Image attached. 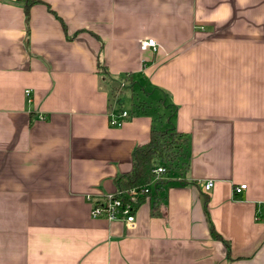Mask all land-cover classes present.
Masks as SVG:
<instances>
[{"label":"crops","instance_id":"obj_1","mask_svg":"<svg viewBox=\"0 0 264 264\" xmlns=\"http://www.w3.org/2000/svg\"><path fill=\"white\" fill-rule=\"evenodd\" d=\"M138 79L188 143L128 227L87 196L154 127L108 122ZM0 264H264V0H0Z\"/></svg>","mask_w":264,"mask_h":264},{"label":"trees","instance_id":"obj_2","mask_svg":"<svg viewBox=\"0 0 264 264\" xmlns=\"http://www.w3.org/2000/svg\"><path fill=\"white\" fill-rule=\"evenodd\" d=\"M24 3V10L27 16L29 7L37 0H22ZM117 87L112 90V100L115 99V92ZM160 100V99H159ZM115 103L120 104V98L118 97ZM148 106L146 101H135L133 104L137 106L136 109L142 106ZM131 112V111H130ZM187 136L183 132L176 131L174 128L169 129H157L152 127L149 132L148 140L139 146L135 147L132 151V167L129 171L122 173L114 178L117 189H127L133 186L146 185L151 182L154 174L152 169L157 165L164 164L165 170L162 176H165L170 171V165L177 161L179 155L184 154V150L187 146ZM159 184L154 183L156 188ZM145 199V196H141L138 199V204ZM207 197L204 199L203 209L206 216V220L209 225V231L212 237L223 240L222 236L216 232L206 208ZM137 204V205H138ZM226 247L229 251V242L225 241Z\"/></svg>","mask_w":264,"mask_h":264},{"label":"built area","instance_id":"obj_3","mask_svg":"<svg viewBox=\"0 0 264 264\" xmlns=\"http://www.w3.org/2000/svg\"><path fill=\"white\" fill-rule=\"evenodd\" d=\"M139 46L143 50L147 48L156 50L158 44L154 39L148 38L139 42ZM124 83L125 81H122L119 87H117L113 103H115L118 97L120 98L121 93L119 94V91L120 89L122 90V86L124 85ZM27 92L28 90H26V93ZM107 116L108 122L111 126L120 127L131 117V112L130 110H127L116 103L115 107L113 106L108 110ZM164 170V164L157 165L155 168H153V179L149 184L146 185L133 186L127 189L116 188L112 192H108L95 197H92V195H88L87 200L91 203V216L95 218H105L108 221H121L128 227L134 225L135 211L137 209L138 199L143 195L147 197L148 194L152 193V190L154 189V183L157 182L156 180L158 178L162 179V173L164 172ZM212 184V180L208 179L204 183V189H210V187H212ZM245 187L246 184L241 183L238 186H235L234 190L235 192H239Z\"/></svg>","mask_w":264,"mask_h":264},{"label":"rangeland","instance_id":"obj_4","mask_svg":"<svg viewBox=\"0 0 264 264\" xmlns=\"http://www.w3.org/2000/svg\"><path fill=\"white\" fill-rule=\"evenodd\" d=\"M121 74H113L112 75V82L113 81H119L121 79L120 77ZM116 82V83H117ZM145 82V81H144ZM145 88V83H143V80H137L135 82V84L131 85L129 82L124 83V85L122 86V92L120 94V99L123 103L124 106L132 107V111H136V107L134 104H132V102H135L136 100H144L146 101V104L148 105V109L144 112V113H150L152 116H154V121H153V126L157 129H164L165 128V120H166V116L164 115V109H163V105L160 102V100L157 98L156 96V92H153L152 89L148 90V91H144ZM163 98V97H162ZM160 119V121L162 122V124H160V122H158V120ZM163 125V126H162ZM182 157L181 154L179 155V158ZM178 161V160H177ZM177 161L173 162L170 165V169H175V167L178 166ZM157 182L161 181L160 178H158L156 180Z\"/></svg>","mask_w":264,"mask_h":264}]
</instances>
